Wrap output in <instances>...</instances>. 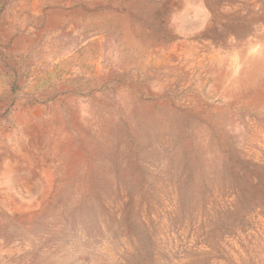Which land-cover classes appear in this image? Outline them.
Here are the masks:
<instances>
[{
	"label": "rangeland",
	"instance_id": "374dc122",
	"mask_svg": "<svg viewBox=\"0 0 264 264\" xmlns=\"http://www.w3.org/2000/svg\"><path fill=\"white\" fill-rule=\"evenodd\" d=\"M0 264H264V0H0Z\"/></svg>",
	"mask_w": 264,
	"mask_h": 264
}]
</instances>
